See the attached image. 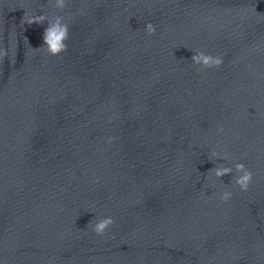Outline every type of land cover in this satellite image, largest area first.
I'll use <instances>...</instances> for the list:
<instances>
[{"label": "water", "instance_id": "water-1", "mask_svg": "<svg viewBox=\"0 0 264 264\" xmlns=\"http://www.w3.org/2000/svg\"><path fill=\"white\" fill-rule=\"evenodd\" d=\"M0 264H264V0H0Z\"/></svg>", "mask_w": 264, "mask_h": 264}, {"label": "clouds", "instance_id": "clouds-1", "mask_svg": "<svg viewBox=\"0 0 264 264\" xmlns=\"http://www.w3.org/2000/svg\"><path fill=\"white\" fill-rule=\"evenodd\" d=\"M60 6H63V0H58ZM37 20H43V16L36 17ZM61 17H57L55 21H52L49 23V26L45 29V35L44 40L49 46V50L53 53H58L63 48L66 47V44L64 43L65 38L68 34L67 25L63 24ZM148 30L150 32L155 31V28L153 25L149 24ZM194 59L197 62L203 61L204 64L210 65L212 62L219 63V58H213L210 55L200 53L199 55L194 56ZM236 168L238 170H241L242 174L237 177V183L241 185L243 188H247L248 182L251 179L252 173L246 169L245 165L243 163H238L236 165ZM231 171L228 167H218L215 170V174L217 176H223L225 173ZM231 196L230 192H224L223 193V199L227 200ZM113 222L112 217H104L97 221V223L94 225V230L99 233L103 234L105 229Z\"/></svg>", "mask_w": 264, "mask_h": 264}]
</instances>
